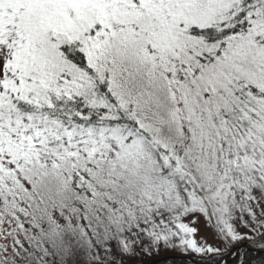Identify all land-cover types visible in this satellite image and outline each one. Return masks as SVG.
I'll use <instances>...</instances> for the list:
<instances>
[{"label": "snow or ice", "instance_id": "1", "mask_svg": "<svg viewBox=\"0 0 264 264\" xmlns=\"http://www.w3.org/2000/svg\"><path fill=\"white\" fill-rule=\"evenodd\" d=\"M162 250L264 264V0H0V264Z\"/></svg>", "mask_w": 264, "mask_h": 264}, {"label": "rangeland", "instance_id": "2", "mask_svg": "<svg viewBox=\"0 0 264 264\" xmlns=\"http://www.w3.org/2000/svg\"><path fill=\"white\" fill-rule=\"evenodd\" d=\"M199 227H200V229H201L200 236L207 237L209 243H212V244H215V245H218V244H219L218 241H216L215 239L212 238L210 232L207 231V230L204 228L203 220L201 221V224L199 225ZM242 231H244V230L242 229ZM234 247H236V246H234ZM233 254H234V253H233ZM233 254H232V255H233ZM227 255H228V254H225V255H224V259H223V261H222V264H225V259L227 258ZM232 255H231V256H232ZM164 257H171V258H186V259L190 260L191 262H193V260H195V259H198V257H195V256H193V255H191V254L185 255V254H182V253H180V252L164 251V250H162V251H161L160 253H158V254H154L153 257H151V259L154 258V259H152V260H156V259H160V258H164Z\"/></svg>", "mask_w": 264, "mask_h": 264}, {"label": "trees", "instance_id": "3", "mask_svg": "<svg viewBox=\"0 0 264 264\" xmlns=\"http://www.w3.org/2000/svg\"><path fill=\"white\" fill-rule=\"evenodd\" d=\"M261 257H264V253H253L252 255L246 257V259L248 261H253V260H259ZM157 264H192V262L186 258H167L158 262ZM228 264H240L239 253H234L231 256Z\"/></svg>", "mask_w": 264, "mask_h": 264}, {"label": "water", "instance_id": "4", "mask_svg": "<svg viewBox=\"0 0 264 264\" xmlns=\"http://www.w3.org/2000/svg\"><path fill=\"white\" fill-rule=\"evenodd\" d=\"M236 247H240V246H236ZM254 253H259V252H254ZM231 255H227V258L225 259V264H228V262H229V260L231 258ZM167 258H171V257H164V258L156 259V260H154V264H157L158 262H160V261H162L164 259H167Z\"/></svg>", "mask_w": 264, "mask_h": 264}]
</instances>
